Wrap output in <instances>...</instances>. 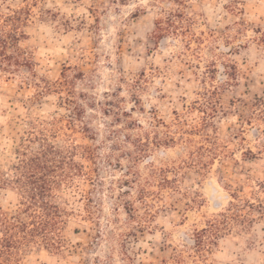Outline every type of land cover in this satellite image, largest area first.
<instances>
[{
  "label": "rangeland",
  "instance_id": "obj_1",
  "mask_svg": "<svg viewBox=\"0 0 264 264\" xmlns=\"http://www.w3.org/2000/svg\"><path fill=\"white\" fill-rule=\"evenodd\" d=\"M10 15L35 65L0 78V169L33 118L95 153L61 195L65 247L18 264H264V0H0ZM232 204L244 220L203 234Z\"/></svg>",
  "mask_w": 264,
  "mask_h": 264
},
{
  "label": "trees",
  "instance_id": "obj_2",
  "mask_svg": "<svg viewBox=\"0 0 264 264\" xmlns=\"http://www.w3.org/2000/svg\"><path fill=\"white\" fill-rule=\"evenodd\" d=\"M20 21L13 15L1 18L0 78L9 79L20 73L21 69L34 73L32 57L20 48L21 39L26 38L18 27ZM35 85L41 87V84ZM60 90V83L54 88L49 84L39 94ZM74 95L73 92L69 102L75 105V110H82ZM74 116L76 120L78 115ZM59 123V119L48 121L33 118L13 150L11 175L0 169V189L10 188L18 195V206L14 212L4 211L0 207V264H18L16 257L28 248L44 247L49 251H61L65 247L61 232L69 215L61 195L65 189L79 190V185H76L79 179L90 184L94 182L93 174L86 171L85 164L77 161L79 155L95 161L94 150L73 143L59 145L57 140L67 128ZM68 123L72 130L76 129L73 120H68ZM164 181L169 182L168 179ZM145 194L143 191L142 196ZM232 205L231 213L221 214L202 233L219 237L222 231H229L237 217L244 220V216L234 213L239 210L238 205ZM202 243L199 244L202 246Z\"/></svg>",
  "mask_w": 264,
  "mask_h": 264
}]
</instances>
